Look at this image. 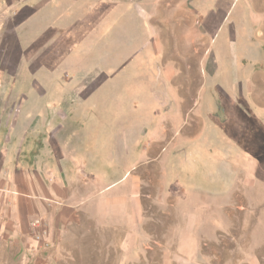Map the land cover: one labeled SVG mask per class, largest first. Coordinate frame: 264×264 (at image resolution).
Masks as SVG:
<instances>
[{"label": "rangeland", "instance_id": "obj_1", "mask_svg": "<svg viewBox=\"0 0 264 264\" xmlns=\"http://www.w3.org/2000/svg\"><path fill=\"white\" fill-rule=\"evenodd\" d=\"M0 168V264H264V0H0Z\"/></svg>", "mask_w": 264, "mask_h": 264}, {"label": "crops", "instance_id": "obj_2", "mask_svg": "<svg viewBox=\"0 0 264 264\" xmlns=\"http://www.w3.org/2000/svg\"><path fill=\"white\" fill-rule=\"evenodd\" d=\"M257 6V5H256ZM256 6L253 5V11L259 12L261 11ZM212 27L210 26L209 29ZM9 169L13 168H0V183L8 180L9 175L6 174V172ZM46 169V168H44ZM77 171L80 173H84L87 168H85L84 164H81L79 160L77 161ZM55 171V175H53L50 172H47V174L44 176L42 174V168H29L27 173V178L29 177V181H26L25 189H27V194L30 196L28 198H25V202L28 204L38 205L40 208H42V205L44 204L43 198L48 197L52 192V195H59L61 194V186L58 183L59 176L63 179L65 174H67V170L65 168H62V164L57 160V167L53 168ZM51 171V170H50ZM40 175V177L38 176ZM86 181H88L90 178L86 176ZM64 180V179H63ZM14 207V205H13ZM136 212H139V208L135 209Z\"/></svg>", "mask_w": 264, "mask_h": 264}]
</instances>
